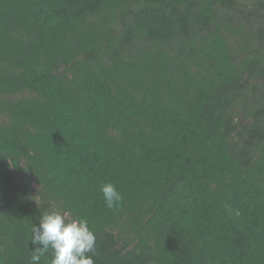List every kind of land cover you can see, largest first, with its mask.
Returning a JSON list of instances; mask_svg holds the SVG:
<instances>
[{"label": "trees", "instance_id": "obj_1", "mask_svg": "<svg viewBox=\"0 0 264 264\" xmlns=\"http://www.w3.org/2000/svg\"><path fill=\"white\" fill-rule=\"evenodd\" d=\"M50 211L94 264H264V0H0V264Z\"/></svg>", "mask_w": 264, "mask_h": 264}, {"label": "clouds", "instance_id": "obj_2", "mask_svg": "<svg viewBox=\"0 0 264 264\" xmlns=\"http://www.w3.org/2000/svg\"><path fill=\"white\" fill-rule=\"evenodd\" d=\"M105 206L112 209L120 204L123 196L115 185L106 183L101 186ZM231 216L240 217L239 209L226 205ZM32 264H40L41 257L52 250L51 264H94L96 236L84 218H72L59 211L45 212L39 219V225L33 224L30 229Z\"/></svg>", "mask_w": 264, "mask_h": 264}]
</instances>
